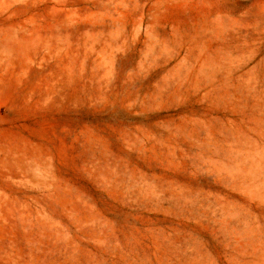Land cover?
Returning a JSON list of instances; mask_svg holds the SVG:
<instances>
[{"label": "rangeland", "instance_id": "rangeland-1", "mask_svg": "<svg viewBox=\"0 0 264 264\" xmlns=\"http://www.w3.org/2000/svg\"><path fill=\"white\" fill-rule=\"evenodd\" d=\"M0 264H264V0H0Z\"/></svg>", "mask_w": 264, "mask_h": 264}]
</instances>
